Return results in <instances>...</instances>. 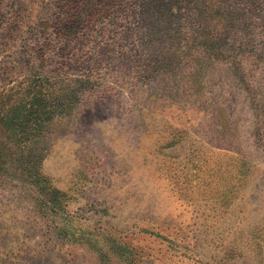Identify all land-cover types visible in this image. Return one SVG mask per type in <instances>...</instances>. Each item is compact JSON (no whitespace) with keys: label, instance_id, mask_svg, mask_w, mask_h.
I'll list each match as a JSON object with an SVG mask.
<instances>
[{"label":"rangeland","instance_id":"obj_1","mask_svg":"<svg viewBox=\"0 0 264 264\" xmlns=\"http://www.w3.org/2000/svg\"><path fill=\"white\" fill-rule=\"evenodd\" d=\"M183 1L0 0V264H264V0L207 2L245 79L210 63L194 106L129 66L145 4ZM36 90L75 100L21 157L2 118Z\"/></svg>","mask_w":264,"mask_h":264},{"label":"trees","instance_id":"obj_2","mask_svg":"<svg viewBox=\"0 0 264 264\" xmlns=\"http://www.w3.org/2000/svg\"><path fill=\"white\" fill-rule=\"evenodd\" d=\"M208 1L210 0H184L179 4H160L157 7L145 4L140 20L150 25L147 31H141V38L136 40L135 48L129 50V58L132 61L129 65L132 67L131 79L140 81L143 86L152 84L156 87L157 82L158 84L164 82L165 85L160 87V91L167 98L166 101L171 100L172 94L179 92V89L182 91V87L192 88L184 102L188 106L199 105L197 96L203 88L202 78L212 62L225 64L239 81H244L243 62L238 53L237 42L234 40L228 45L226 42L229 39L225 38L223 33L224 23L228 19L227 11L222 5H218L214 11L218 12L216 16L221 15L219 19L215 18V15L211 16L214 19L212 20L208 15ZM112 11L117 13L116 8L109 7L103 17H113ZM188 12L199 14L202 20L189 21L186 17ZM159 23L164 24L162 28L154 27V24ZM91 86L81 84L78 91L82 94ZM31 95L29 101L25 100L13 106L10 113H6L2 118L5 128L14 132L12 138L24 148L18 155L21 157L28 155L27 143L31 142L30 136H39L35 138L36 141L42 139L44 135L37 134H40L43 126L60 116L59 113L62 110L55 109V106L63 107V109L71 108L75 100L73 91L70 90L59 97H56L54 93H48L51 102L46 93L41 90H36ZM234 129L232 127L230 132ZM30 130H35L37 134H33ZM13 155L16 154L13 153ZM19 165L25 168L24 165L20 163ZM25 173L33 175L36 181L44 178L36 171L25 169L21 174L26 175ZM55 193L58 191L51 188L53 202L57 201Z\"/></svg>","mask_w":264,"mask_h":264}]
</instances>
